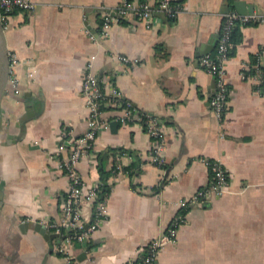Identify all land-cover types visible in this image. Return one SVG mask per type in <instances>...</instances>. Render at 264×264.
<instances>
[{"label": "crops", "instance_id": "obj_1", "mask_svg": "<svg viewBox=\"0 0 264 264\" xmlns=\"http://www.w3.org/2000/svg\"><path fill=\"white\" fill-rule=\"evenodd\" d=\"M236 1L245 13L264 11V0H176L175 18L156 13L151 28L125 18L101 38L102 9L117 0H33L32 10H14L1 22L3 49L29 59L35 72L27 78L25 63L13 65L20 93L4 90L0 101V264H66L57 252L60 236L45 238L33 224L60 217L68 178L53 171L51 156L60 131L87 130L80 80L89 63L136 108L162 121L165 149L163 165H155L142 125L105 113L108 126L95 141L104 168L133 162L120 148L140 162L132 173L108 178L106 217L85 243L75 244L76 261L139 259L179 211L178 202L209 182L201 160L207 158L226 169L229 188L188 207L155 264H264V23L236 27L241 39L226 64L230 96L222 121L209 106L214 78L199 61L215 49L223 16L236 10ZM117 54L137 63L123 64ZM99 162L97 156L78 163L87 184L100 179ZM92 213L90 205L87 221Z\"/></svg>", "mask_w": 264, "mask_h": 264}, {"label": "built area", "instance_id": "obj_2", "mask_svg": "<svg viewBox=\"0 0 264 264\" xmlns=\"http://www.w3.org/2000/svg\"><path fill=\"white\" fill-rule=\"evenodd\" d=\"M176 0H117L112 9H102L100 37H105L113 23L125 18H134L142 21L147 28L154 26L155 14L161 13L168 18H175L178 9ZM33 0H0V20L3 22L14 10H32ZM264 23V11L239 13L231 10L223 16L214 54L200 57V64L213 76L214 91L209 99V106L218 121H222L228 107L229 89L226 78V64L233 47L231 33L236 25H256ZM93 36H91L92 38ZM123 64H136L129 61L123 54L115 55ZM91 59L93 56L90 57ZM10 67L6 84V91L17 96L20 93L19 78L11 70L13 65L26 64L25 75L32 78L35 66L29 59H17L9 56ZM88 69L80 80L81 94L87 106V130L81 135H74L70 129H63L59 134L56 150L51 158L55 161L53 171L63 173L68 178L66 192L60 194V217L58 220L46 219L41 225L60 236L57 252L66 259V264H82L76 261L74 246L76 243H85L91 234L96 231L106 217V200L96 201L99 193L100 179L86 183L79 171L78 163L82 159H96L95 141L101 129L108 126L109 119L106 112L113 110L114 120L119 123L138 121L150 137L149 158L155 165H163L165 149V132L162 121L154 114L136 108L125 99L115 86L113 79L108 76L98 77ZM130 157V156H127ZM206 165L209 182L198 189L190 198L178 202L179 211L171 219L165 230L145 247L144 253L136 261L125 264H155L160 250L170 242H174L178 228L186 221L185 211L191 205H200L207 199L221 196L229 188L226 169L217 160L201 159ZM120 163H115L113 175L124 174ZM94 208L92 217L86 220L84 211L88 206Z\"/></svg>", "mask_w": 264, "mask_h": 264}, {"label": "trees", "instance_id": "obj_3", "mask_svg": "<svg viewBox=\"0 0 264 264\" xmlns=\"http://www.w3.org/2000/svg\"><path fill=\"white\" fill-rule=\"evenodd\" d=\"M237 26L238 25H236L233 28L232 33H231V41L233 43V47L230 51V55L233 54L234 49H235V45L241 39L239 36V33H236V27ZM214 51H215V49L213 50V52H211V54H214ZM116 122H118V121H116ZM118 150H119L118 152L120 154L126 153V154H129L133 157V162L131 164H129L128 166L123 167V169H125L127 172L132 173V171L136 168V165L140 162V159L138 158L136 153H134L132 151H128V150L122 149V148H120ZM98 158L101 160V162L98 163V171H99V175H100V177H99L100 178V186H99V193H98V197H97L96 201L104 200L108 196V194L111 190V184H112V183L108 182V178L113 175V171L115 172V163L111 169L106 170L104 168V163H103L104 162V159H103L104 156L101 157L99 154ZM93 210H94V208H93Z\"/></svg>", "mask_w": 264, "mask_h": 264}, {"label": "water", "instance_id": "obj_4", "mask_svg": "<svg viewBox=\"0 0 264 264\" xmlns=\"http://www.w3.org/2000/svg\"><path fill=\"white\" fill-rule=\"evenodd\" d=\"M234 6L239 13H245L248 10L247 8L244 7L243 2L241 1H236L234 3ZM249 10H252V9H249ZM2 29H3L2 23L0 20V101L3 96V92L6 88L9 67H10V60H9L8 53L5 51V49H3V46H2V34H3ZM24 120L25 119H22V118L20 119V121H24ZM33 227L36 231L43 234L45 238H47L48 235L50 237H59L55 233H52V234L49 233L50 231L44 228L39 222H34Z\"/></svg>", "mask_w": 264, "mask_h": 264}]
</instances>
